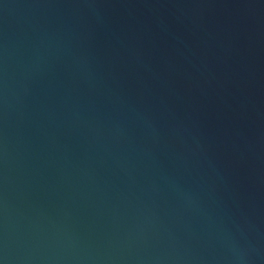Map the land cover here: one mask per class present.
Instances as JSON below:
<instances>
[{
  "label": "water",
  "instance_id": "water-1",
  "mask_svg": "<svg viewBox=\"0 0 264 264\" xmlns=\"http://www.w3.org/2000/svg\"><path fill=\"white\" fill-rule=\"evenodd\" d=\"M0 264H264V0H0Z\"/></svg>",
  "mask_w": 264,
  "mask_h": 264
}]
</instances>
